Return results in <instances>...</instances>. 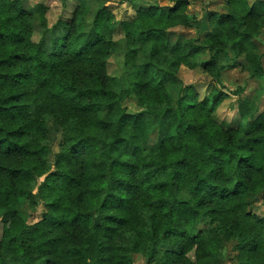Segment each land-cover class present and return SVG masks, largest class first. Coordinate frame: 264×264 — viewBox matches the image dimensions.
Returning a JSON list of instances; mask_svg holds the SVG:
<instances>
[{
  "label": "trees",
  "instance_id": "1",
  "mask_svg": "<svg viewBox=\"0 0 264 264\" xmlns=\"http://www.w3.org/2000/svg\"><path fill=\"white\" fill-rule=\"evenodd\" d=\"M106 1L62 0L70 16L49 24L42 3L0 0V264H218L227 243L234 264H264V217L247 212L264 194V113L250 119L252 101L221 84L241 57L262 75L248 54L261 0H223L202 40L175 32L198 21L189 0H122L136 15L119 78ZM181 67L210 79L202 96ZM230 95L232 124L216 117ZM142 122L156 133L143 150L123 137ZM25 202H42V221L26 224Z\"/></svg>",
  "mask_w": 264,
  "mask_h": 264
},
{
  "label": "rangeland",
  "instance_id": "2",
  "mask_svg": "<svg viewBox=\"0 0 264 264\" xmlns=\"http://www.w3.org/2000/svg\"><path fill=\"white\" fill-rule=\"evenodd\" d=\"M144 3L163 6L167 3L164 0H142ZM190 6L188 10L192 12L198 21L193 23L191 28L188 29H176V33L183 34L186 38H193L202 40L206 34L210 32L207 15L209 12L224 13L225 7L223 0H189ZM254 0H250L252 3ZM44 4L48 7L47 19L49 24H52L59 17L70 16L71 7L64 8L62 6V0H25L24 9L31 13H34L38 4ZM69 3H74L70 1ZM104 6L109 7L113 13L116 27L112 35L113 46L110 50L109 56L106 60V73L110 77L119 78L124 72L123 66L125 56L124 37L127 26L135 18V10L122 0H107ZM259 17L255 21L256 28L258 29V36L253 40L255 49L250 51L249 56H261L262 75L256 76V67L247 63L244 57L236 60L230 59L231 67L223 70L221 73V84L224 86L228 93L235 90L242 92V96L249 98L253 103V110L250 114V119L256 118L259 114L264 113V0L259 1ZM89 19L86 20V23ZM207 59V55L201 58L202 61ZM179 78L185 84H193L202 96L206 89V83L210 80L207 76L203 75L199 69L188 70L181 67L178 72ZM236 97L230 95L216 111V117L220 121L236 122L235 120V105ZM128 111H136L135 104L131 99L126 100L124 103ZM61 110L67 109V104L59 106ZM47 121H53V118H46ZM49 136L51 150L53 153L59 151V144L62 139L63 130L56 123L49 122ZM123 137L134 146L140 149L148 148L153 145L156 140V133L148 123H140L137 127L125 130ZM255 166L264 164V153L257 154L253 160ZM41 181V180H40ZM35 192V191H34ZM29 216L27 217L26 224L33 226L42 221V216L45 212V208L42 202L37 206L35 210H32L30 203L25 202L22 208ZM247 212L254 214L259 218L264 217V194L258 195L252 199L251 204L247 208ZM233 243H227L223 252V258L218 264H234L232 257L235 254L233 250ZM192 259L191 255H188ZM134 264H146L145 260L141 257L134 259Z\"/></svg>",
  "mask_w": 264,
  "mask_h": 264
}]
</instances>
